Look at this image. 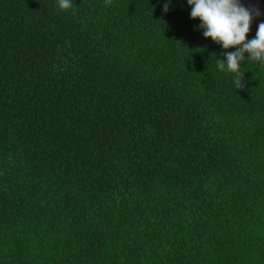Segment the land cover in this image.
Returning a JSON list of instances; mask_svg holds the SVG:
<instances>
[{
	"label": "trees",
	"instance_id": "16d2710c",
	"mask_svg": "<svg viewBox=\"0 0 264 264\" xmlns=\"http://www.w3.org/2000/svg\"><path fill=\"white\" fill-rule=\"evenodd\" d=\"M191 9L0 0V264H264V62Z\"/></svg>",
	"mask_w": 264,
	"mask_h": 264
},
{
	"label": "clouds",
	"instance_id": "9594fccd",
	"mask_svg": "<svg viewBox=\"0 0 264 264\" xmlns=\"http://www.w3.org/2000/svg\"><path fill=\"white\" fill-rule=\"evenodd\" d=\"M187 3L192 6L190 16L202 22L206 38L220 43L224 49H237L235 52L225 53L226 61L218 59L219 70L224 71L226 65L227 70L238 73L245 53L264 62V22L259 24L256 37L246 42L252 14L238 0H187ZM59 7L62 10L68 9L70 0H59ZM164 10H168V4H165ZM243 75L238 73L234 81L237 90L244 87L241 82Z\"/></svg>",
	"mask_w": 264,
	"mask_h": 264
},
{
	"label": "water",
	"instance_id": "95a60500",
	"mask_svg": "<svg viewBox=\"0 0 264 264\" xmlns=\"http://www.w3.org/2000/svg\"><path fill=\"white\" fill-rule=\"evenodd\" d=\"M238 2L252 14L250 30L247 35L253 39L256 37L259 24L264 22V2L263 0H238Z\"/></svg>",
	"mask_w": 264,
	"mask_h": 264
}]
</instances>
